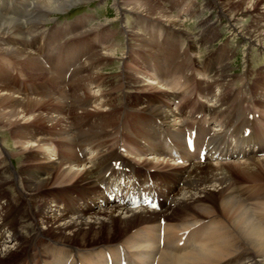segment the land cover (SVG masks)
<instances>
[{"label":"bare ground","instance_id":"bare-ground-1","mask_svg":"<svg viewBox=\"0 0 264 264\" xmlns=\"http://www.w3.org/2000/svg\"><path fill=\"white\" fill-rule=\"evenodd\" d=\"M82 2L84 0H61V3L46 0L39 2L37 7L36 3L31 2L30 7L34 4L40 10L36 12L38 15L42 10L55 7V4H59L57 9L67 3L72 8ZM19 4L15 5L14 11L19 12ZM114 5L119 10L144 14L151 20L162 21L171 28L182 30L181 24L171 18L156 0H115ZM206 6L226 16L233 27L239 26L240 33L254 44H264V0H211ZM252 14L251 24L242 19ZM31 23L33 20L29 18L24 24ZM202 26L205 32L211 33L209 21L205 19ZM16 30H20L18 22L0 15L1 38L14 37ZM19 53L16 49L0 45V54L14 57ZM171 62L168 60L166 63ZM70 63L68 51V55L65 54L58 61V69L53 68L52 75L59 77V80L64 79L62 73L67 72ZM165 75L167 77V72ZM216 77V84L220 85L218 75ZM131 82L140 83L129 78L122 85L130 88L133 85ZM158 82L157 88L167 92L164 80ZM137 90L134 92L140 95L146 88L140 86ZM52 98L47 94L34 98L17 97L12 89L0 85V125L7 129L19 123L27 126L13 130L15 140L12 141L17 151H6L9 159L22 154H25L26 159L18 162L17 166L13 163L9 169L3 163L4 157L0 156V189L5 185H17L18 189L15 188V193H11L10 197L0 194V234L2 231L11 233L9 241L0 238V264H65L69 258L76 256L81 264H104L102 250L109 248L115 259L117 251L114 248L118 245L120 254L126 257L128 264L131 261L133 264H264V184L251 186L264 183V99L263 106L258 110V119L253 116L254 128L250 127L247 137L243 136L245 121L230 115L214 126V129H218L217 134L211 128L214 132L206 129V123L212 125L217 122L211 114L208 121L197 126L198 135L207 150L208 163L202 165L190 161L188 166H181L170 163L171 160L166 157H172V151L183 157L190 156L181 150L182 130L188 124L195 125V122L190 116L182 118L174 112H182V107H175L171 111L163 109L164 105H155V101L137 102L138 110L148 111V114L141 116L140 113L132 112L131 120L127 115L120 116L122 112L118 115L112 109L113 102L110 99L109 103H101L102 106L110 107L108 111L100 109V106L93 107L94 113L100 114L95 120V117L86 116L91 114L87 107L95 101L81 94L70 100L69 105L66 102L63 108L83 111L78 117L82 119L81 125L74 123L72 127L70 121L74 119L71 115L63 118L60 112L56 113L49 107L46 112L40 110L49 102V105H57ZM218 99L217 102L223 103L221 95ZM170 101L167 105L172 107L174 100L170 98ZM39 110L41 112L37 113ZM56 114L58 116L55 117ZM259 119L261 125L257 122ZM232 123L239 132L238 137L235 136L237 132H233V140L221 136ZM40 124L50 126L49 130L61 126L66 130L55 133V139L46 138L48 135L51 137L53 131H39L37 126ZM122 134L124 138H121ZM53 140H61L57 144L59 151L56 159L51 158L46 143ZM123 142L126 146L121 144ZM117 146L125 147V155L117 151ZM75 148L82 152L89 149L93 156L78 158ZM38 150L42 154L47 153L50 161L41 159V155L32 156ZM113 161H122L132 171L137 166L162 170L163 174H158L154 179L155 187L160 188L165 198L161 212L133 210L126 205L110 204L103 191L95 189L87 197L93 206L86 205V208L71 214L68 201L54 194L64 187L72 186L67 195L74 185H83V189L95 188L96 185L110 188L112 180L107 179V174L108 177L129 175L139 182L133 172L127 174L110 168ZM228 164L233 167L225 169ZM234 172L248 183L232 186ZM4 173H9V176L4 177ZM99 199L104 207L95 203L94 200ZM167 203L174 204L175 208L167 206ZM5 218L8 224H4ZM37 218L46 226L45 229L37 227ZM161 218L166 222L163 226V246L159 249L156 244L161 241ZM187 230L189 233L184 244L178 246L177 233ZM30 231L32 234H29ZM20 235L27 236V240L19 238ZM22 250L25 251L24 256L13 260Z\"/></svg>","mask_w":264,"mask_h":264},{"label":"rangeland","instance_id":"rangeland-1","mask_svg":"<svg viewBox=\"0 0 264 264\" xmlns=\"http://www.w3.org/2000/svg\"><path fill=\"white\" fill-rule=\"evenodd\" d=\"M43 1L46 0H0V7L5 6L8 9V7L10 8V6L12 5L11 8L12 10L15 9V5L18 2H20L19 6L22 9L20 10V8H18L19 12L22 13L21 17L13 15V13L14 14L17 13V11L14 10H12L11 13L9 12V14H5V15L0 14L3 15L4 17L11 18L19 23L20 30L14 31V35H15L14 37L13 36H8V37L13 38L14 41L21 40V42L17 43L16 45L14 44L10 45L7 43L3 45L0 44L5 48H11L13 50L16 49L20 52L14 57L13 55L0 54V71H3L4 67L2 64L4 62H8L9 65L8 67H12L11 70H8V68L7 70H5L7 73L5 75H10V77L6 76V81L3 80L4 78H1L0 85L12 89L15 92V96L17 97L26 96L27 98L30 97L34 98L36 96H41L44 94L51 95L53 97L52 99H54L56 104L57 103L58 104L49 105L50 104L49 102L47 103V105H43L44 107H42V109L40 110L46 112V109H48L47 107H49L56 113L60 112L61 113L60 116H62L63 118L67 116L66 113L64 112L66 110L63 109L66 103L65 99L62 98L61 96L56 97L54 94L56 91H58L57 92L58 96L61 94V90H62L61 84H57V85L55 84V86H53L46 80L47 77L48 80H51L52 82H56L59 80V77L55 75L48 77L46 74H44L42 66L40 65L38 60L35 61L34 58L36 57L35 52L37 51V48L38 46H40L41 42L43 44H45L46 41L49 42V40L45 37V34L40 32H45L46 34H48V36L50 33H54L55 35L54 34L50 35L51 37L50 46L48 47V52L50 54L51 60H55L58 57L57 53L60 51V49L64 50L65 47L68 50L69 46L73 47L74 45L80 50L81 55L78 54L72 55L70 53L71 63L70 65L67 66L68 70L71 69L73 71L71 77H69V80L72 82L71 85L73 86L75 91H79L83 95L85 94L88 98L91 99V101L93 100V97H95V95H98L96 97L98 98L97 101L98 106L92 104L96 108L99 106L101 107L103 105L101 104L102 101L103 102L106 101V98H109L107 100L111 99V101L113 102L112 107L113 105L119 106V104H115V103L117 99L119 102V99L121 98L124 100L134 102L135 99H133V97L138 98V96L135 95L133 91H137V88L139 86L145 87L147 85L146 82L147 79H145L143 76L144 74H146L147 68L146 70L144 69V64L141 63L140 58L136 55L134 48L137 47L139 49V46L143 47V46H148L149 44L155 45V43H158L159 41V39L155 36H153V39L157 40V42L155 43L153 42L149 43L148 41H144L146 39H149L150 36L147 33L146 25H144L143 29L140 31H137L135 29L137 23L140 22V19H137L136 16L146 18L145 22L152 21L155 23H159L160 26L163 25L167 26L166 23L158 20H151L144 14H134L128 11L119 10L114 5L115 0H84V2L79 3L80 5L76 4L74 8L73 7L69 8V4L67 3L66 6L62 5L57 9V5L59 4H55V7L53 6L50 9L42 10L40 14L37 15L36 12L40 11L36 8L37 4ZM156 1L158 2V5L161 6L163 9H165L168 15L171 16V18H173L176 22L180 23L182 16L184 17V22L180 23L181 28L185 29V31H187L186 33L190 32L191 33L190 36L198 33L201 34L203 30V26H202V22L204 21L202 20L203 17H207L205 18L207 21L209 19V23L212 24L210 25L212 28L211 33L208 34L207 32H204V36H202V37H206L207 35V38L204 41V43L208 44L209 46L207 48L201 47V51L198 53L200 62H202L203 64L207 63L206 66L212 68V65H210L211 60L214 56H216L217 53L215 54L214 52H217L219 48L221 50L222 49L225 50L227 52V57H228V59H226V62L224 63V66L220 70L221 73L220 74L218 73L219 82H220V85L218 86L220 91L216 96L221 95L224 100L227 99L228 97L227 94H229L230 88L232 87L234 93L232 94L231 99H233L238 89L241 88L242 86L244 88V80H248L249 83H252L256 80L258 72L261 71L264 73V44H254L253 42H251L248 38L244 37L243 34L240 33V30L238 28L239 26L236 25L233 27L229 19L226 16L220 15L219 12H217L216 10L215 11L217 12V14L215 12L213 14H209L208 12H206L205 9L209 8L208 6H206L207 3H209V1L206 0H175L176 2H171L170 0H156ZM31 2L36 3V7L34 6V4L32 7H30ZM55 3H61V0H55ZM179 11H183V12L180 13ZM186 11H189L190 13L184 14ZM62 13H66V14H62ZM32 14H35V16ZM83 17H86V19L80 21L79 23H74V21ZM29 18L33 20V24L32 23L29 25L24 24ZM252 18H253V14L244 17L242 19L246 23L251 24V20H253ZM217 19L218 22H216ZM212 21L215 22L212 23ZM142 26H139V28H141ZM165 26L162 27L165 30V32L172 34L174 36L173 41L175 42L176 40L177 41L176 43L179 44L180 41L179 37L175 36V33H173L170 30V27H165ZM172 29H174V31L179 30V29L175 30V28ZM8 37H4V38L10 40V38ZM33 37H36L38 40L28 44L25 43V41L31 42V39H33ZM95 37L98 38L97 41ZM4 38L0 37V43L2 40L4 41ZM39 40H41L40 43H38ZM193 40L194 38L188 40L191 43H189V45L186 46L185 50L189 49V52L194 51L193 49L195 48V46L192 42ZM100 41H103V43H100ZM87 43L89 44V46H87ZM130 47L132 48L131 51H129ZM25 48H29V49H25ZM143 49H144V53H147L144 47ZM149 51L151 52V50ZM45 52L47 53L46 47H45ZM62 53L63 51L59 53V56L62 55ZM194 53H196L195 56H197V52L195 51ZM37 54L44 55V52L41 53L37 51ZM128 54L130 55L128 56ZM103 55L106 57H104ZM153 55H156V53L153 52ZM64 56L65 55H63V57ZM82 57L86 60L84 63L80 62ZM73 58H76V60ZM150 59L155 61L154 56H152ZM217 59L218 58H216V60ZM190 61L191 60L188 61L186 60L183 63L184 66L192 69V65ZM78 62L79 65H76ZM157 63H161V62L157 60ZM85 64L87 66H85ZM166 64L169 65L170 63H166ZM37 67L40 69H38ZM55 68L58 69V65L55 66ZM38 70L40 71V73ZM153 70H154V77H164L166 76L165 73L166 72L168 73V70L165 72L164 71L160 72L156 69ZM41 71L43 72V74H41L42 73ZM141 71L143 74H141ZM245 71H247L246 73L248 74V78H246V76L244 75ZM17 76H19L18 78H16L17 81H13L14 78ZM129 78L135 81H139L140 83L131 82V84L133 85L130 86L131 89L127 90L124 89L122 84L123 81H126ZM242 78H244L243 81ZM262 78H263L262 80L264 81V76H262ZM75 85L77 86L75 87ZM18 86H21L22 92L25 94V96L16 94L18 91L17 88ZM164 86H166V83ZM86 88H88L89 91L86 92ZM173 90L175 89H173V87L171 86L170 91ZM152 91L153 89L148 87V93L146 95V98L148 97L155 98L154 96L155 93H152ZM170 91H167V93H170ZM65 92H68V90L66 91L65 89ZM81 94H76L73 98L78 97ZM73 98H71V100H73ZM168 99H169L168 101H170V98ZM228 101L231 100L229 99ZM214 105H216V101ZM87 109H89L87 111H91L89 112L91 114L86 116L95 117L96 120L98 117L97 115H100L98 113H94L93 111L94 109L91 106H88ZM40 110L37 113H40L41 112ZM113 110L118 112L120 111V108L115 107ZM75 111H71L69 114L71 115V118L75 120V121L74 120L70 121L72 127L74 123H76L78 126L81 125L82 123V119L78 117L81 112L83 113V111L81 110L80 111L75 110ZM54 116L56 117L58 116V114ZM19 124H15L10 129H7L0 125V144L3 145L1 147L2 149L5 150V152L17 151L16 149H14L15 146L13 145V141L15 140V136L13 135V130L21 129L22 124L21 125ZM38 127L45 128V130L49 132L53 131L52 136L46 138H54V139L56 138L54 136L55 133L64 132V130H66L63 129L62 126L58 128L54 127L53 128L54 130H49L50 126L49 127L43 126V124H40ZM34 130L37 129L34 128ZM84 132H86V130H84ZM32 133L35 134L34 131ZM53 143L60 144L61 140H53ZM4 150H2V153H4ZM6 155H7L6 157H9L7 153ZM34 155H41V159L46 158V160L48 161H50L51 159L47 153L42 154L41 150H38L36 153L32 154V156ZM24 159H26L25 154H22L17 157H14L13 162L17 166V163ZM4 165H7L8 168H11L8 159L4 161ZM231 166L232 164H230L229 166L226 165L225 169L231 168ZM5 175L7 176L6 173H4V176ZM232 176H233V179L231 180L232 186H236L235 184L243 185L244 183L246 184L248 183V181L242 178L241 176H239L238 173L234 172L232 173ZM260 184H264V183H255L252 184L251 186H257ZM16 186L17 185H15V187L7 186V185H5L4 187L2 186L3 188L0 190V193L6 196L11 195V193L14 194L15 193L14 190ZM16 190L18 189L16 188ZM8 223H9L8 219L5 218L4 224H8ZM116 223L121 224L120 222H116ZM47 233L50 232L47 231ZM13 256L14 255H12L11 257ZM16 257L17 256H15L14 259H16Z\"/></svg>","mask_w":264,"mask_h":264}]
</instances>
